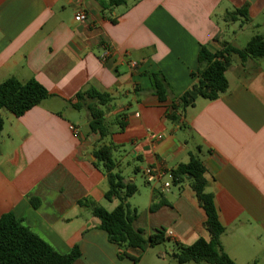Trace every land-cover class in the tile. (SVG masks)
<instances>
[{
	"label": "crops",
	"instance_id": "1",
	"mask_svg": "<svg viewBox=\"0 0 264 264\" xmlns=\"http://www.w3.org/2000/svg\"><path fill=\"white\" fill-rule=\"evenodd\" d=\"M246 4L249 24L226 20ZM80 12L86 19L78 22ZM256 32L264 37V0H131L116 8L107 0H0V84L36 80L52 95L22 117L1 112L0 216L13 214L61 254L78 247L75 264H178L177 246L210 240L189 181L176 186L172 179L195 153L226 228V253L237 264H264V58L234 55L226 93L198 99L175 120L168 116L173 100L196 83L203 46L212 53L225 43L242 49L240 39ZM159 72L170 85L166 102L153 92L151 75ZM90 87L113 99L105 108L110 133L104 139L91 132L88 113L72 106ZM73 111L84 115L85 131ZM102 145L113 148L121 173L132 168L127 183L137 186L141 175L149 186L138 187L145 216L131 198L127 203L138 210L135 227L147 239L167 230L163 244L121 249L101 229L93 205L109 211L119 205L106 200L108 180L95 165ZM148 167L164 172L158 184L146 182ZM167 182L170 192L163 191ZM123 252L129 257L120 258Z\"/></svg>",
	"mask_w": 264,
	"mask_h": 264
},
{
	"label": "trees",
	"instance_id": "2",
	"mask_svg": "<svg viewBox=\"0 0 264 264\" xmlns=\"http://www.w3.org/2000/svg\"><path fill=\"white\" fill-rule=\"evenodd\" d=\"M129 1L131 0H107L110 8L126 5ZM225 18L227 21H238L241 18L242 25L249 24L251 22L249 4L234 12H228ZM234 55L242 61L264 58V37L254 36L242 49L225 43L224 49L216 53L210 52L203 46L199 54L198 71L193 75L197 81L182 97L173 100L172 112L168 116L175 120L178 113L183 114L186 109L194 106L198 99L214 101L226 93L229 88L226 72ZM151 80L153 92L161 102H166L170 96V85L165 76L160 72L154 73L151 75ZM50 97L52 95L46 87L36 80L22 82L13 77L1 83L0 135L5 125L2 111L22 117ZM76 100L77 102L72 106L78 111L85 110L88 113L91 132L99 134L102 139L106 138L110 131L105 119V108L113 101L112 97L108 93L90 87L78 93ZM94 156L95 165L102 168L108 180L106 200L110 202L114 199L119 200V205L112 211L97 204L93 205V214L101 221V229L107 232L110 242L121 249L137 248L143 251L166 242L168 237L164 228L156 230L147 239L145 231L135 227L139 213L127 201L135 196L139 189L135 184L125 181L114 159L113 148L107 145L99 146L95 149ZM206 171L204 162L195 153L190 154V161L187 164H181L172 171L174 185L189 181L206 212L205 228L210 234L209 241L201 238L193 245L177 246L173 257L178 264H237L222 245V236L226 228L220 222L214 195L208 191ZM39 203L37 198H32L34 207H38ZM163 205L165 204L151 206V210L155 211ZM124 257L129 256L123 252L120 258ZM80 258L81 252L78 247L68 254H61L13 214L0 216V264H75Z\"/></svg>",
	"mask_w": 264,
	"mask_h": 264
},
{
	"label": "rangeland",
	"instance_id": "3",
	"mask_svg": "<svg viewBox=\"0 0 264 264\" xmlns=\"http://www.w3.org/2000/svg\"><path fill=\"white\" fill-rule=\"evenodd\" d=\"M254 36L257 35V32L256 34H253ZM253 35H246V36H243L241 39H240V43L243 45V46H246L248 44V42L254 37ZM253 36V37H252ZM73 114H75V122L78 124L79 127H81L83 129V131H85V128H84V115L78 111H73ZM122 173L124 175V177H129L131 175H135L133 174V171H132V168L128 167V166H125L124 169H122ZM138 177V182H137V187L139 188H145V187H149L148 185H146V183L144 182L143 178L141 175H137ZM130 203L133 207H140L139 208V212L142 216H145V211L147 209V201H146V197L145 195H142L140 193L136 194L134 198H131L130 200ZM108 204V203H106Z\"/></svg>",
	"mask_w": 264,
	"mask_h": 264
},
{
	"label": "built area",
	"instance_id": "4",
	"mask_svg": "<svg viewBox=\"0 0 264 264\" xmlns=\"http://www.w3.org/2000/svg\"><path fill=\"white\" fill-rule=\"evenodd\" d=\"M86 19V14L83 12H80L77 16H76V21L80 22ZM71 129L73 130V132L75 134H79V132L75 129V127H71ZM144 177L146 179V182L149 185H156L158 184L162 178L164 177V172L158 170L155 167H148L144 170ZM173 179V177H172ZM173 184L172 183H164L163 185V191L164 192H170L171 188H172Z\"/></svg>",
	"mask_w": 264,
	"mask_h": 264
}]
</instances>
